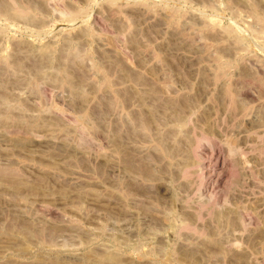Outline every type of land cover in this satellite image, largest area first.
<instances>
[{
	"label": "rangeland",
	"instance_id": "obj_1",
	"mask_svg": "<svg viewBox=\"0 0 264 264\" xmlns=\"http://www.w3.org/2000/svg\"><path fill=\"white\" fill-rule=\"evenodd\" d=\"M0 264H264V0H0Z\"/></svg>",
	"mask_w": 264,
	"mask_h": 264
}]
</instances>
